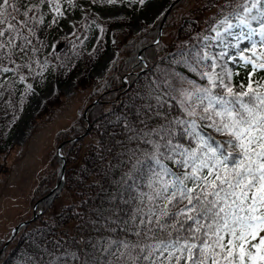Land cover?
<instances>
[{"label":"snow or ice","instance_id":"obj_1","mask_svg":"<svg viewBox=\"0 0 264 264\" xmlns=\"http://www.w3.org/2000/svg\"><path fill=\"white\" fill-rule=\"evenodd\" d=\"M44 3L0 0V55L14 65H0V74L25 80L21 69L31 70L29 51L38 52L32 38L35 25L44 22ZM68 3L76 7L73 0ZM47 4L64 15L60 0ZM214 6L218 12L209 24L214 35L197 36L218 43L184 41L188 47L178 49L173 61L198 79L164 73L124 117L129 141L142 143L126 150L131 166L122 179H133L135 203L130 215L117 221L122 234L93 245L99 255L60 254L72 261L44 248L39 255L51 257L46 264H264V76L254 77L264 70V0H217ZM96 26L102 34L103 25ZM233 48L235 56L226 55ZM17 54L23 63L13 59ZM228 61L250 65L246 83H233L239 68L234 71ZM4 80L11 86L7 75ZM24 264L45 261L29 258Z\"/></svg>","mask_w":264,"mask_h":264},{"label":"trees","instance_id":"obj_2","mask_svg":"<svg viewBox=\"0 0 264 264\" xmlns=\"http://www.w3.org/2000/svg\"><path fill=\"white\" fill-rule=\"evenodd\" d=\"M148 1L145 0V5ZM73 2L76 7H72L68 0H60L63 16L52 12L47 0L41 6L44 22L35 25L38 38H32V46L36 47L38 52L33 54L29 51V55L34 57L31 63L35 67L33 71L27 66L21 69L25 80L21 81L18 75L12 72L0 74V174L7 171L9 154L15 147L11 136L17 126V113L32 103L37 92L42 91L52 77H56L60 83L75 80L79 88L93 87L97 81L93 79L92 72L108 50L111 34L115 28L124 26L120 33L114 34L118 42L116 47L119 56L108 77L92 88V101L97 102L88 108L89 121L80 116L69 129L60 133L61 143L63 142L61 152L67 164L74 162L79 153L76 146L79 145L80 137L74 139L78 134L88 129L96 141L85 147L81 164L66 170L62 181L63 158L56 153L53 155L52 162L58 165L53 186L59 185L57 189L52 187L53 190L51 188L50 192L44 193L39 202L43 212L34 222L24 225L6 247H3L5 242L0 241V264H24L29 258L42 259L46 264L51 257L47 253L39 255L44 248L68 261L73 258L60 254L76 252L82 258L85 252L99 255L93 245L100 247L109 237L115 239L122 234L117 221L126 219L135 203L133 179H122L131 166L127 161L126 150L142 143L129 141L131 133L124 127V117L130 112H135L134 105L142 103L141 97L146 91V86L153 80H163L164 73H182L198 79L185 65L173 61L178 59V49L188 47L184 41L197 46L205 43L197 33H211L209 24L213 22V15L218 12V8L214 6L217 0L213 3L207 0L203 8L208 7L211 12L206 16L204 26L200 28L199 25V30L197 19L184 16L179 11L175 16L170 12L166 16L164 14L158 22L147 25L135 35L132 29L128 28V22L137 12L142 11L145 5L141 6L134 0H123V3L112 5L107 4L106 0H95V3L93 0ZM117 7L125 9L124 17L102 19L92 10H112ZM69 13L75 16L84 13L83 19L77 23V32L84 33L86 27H89V31L93 33L97 24L103 25L104 32L95 46L89 39L84 42L67 39L59 50L52 49V41L60 32V27ZM93 20L95 24L92 23ZM191 20L193 22L188 25ZM13 59L18 64L23 63L19 54ZM37 59L39 64L36 63ZM0 65L14 67L2 55ZM237 68L239 74L234 75L233 82L246 83L250 65H238ZM5 75L11 80V86L4 80ZM258 76H264V70L254 73V77ZM28 84L32 85V89H27ZM160 86L165 87L163 84ZM59 104V97L55 100L49 98L43 104L38 118L46 117L52 108ZM135 182L143 187L140 174H136ZM65 187L79 193L81 200L63 206L59 211L52 210L57 193ZM47 211L50 212L48 216ZM73 264H79V261H73Z\"/></svg>","mask_w":264,"mask_h":264},{"label":"rangeland","instance_id":"obj_3","mask_svg":"<svg viewBox=\"0 0 264 264\" xmlns=\"http://www.w3.org/2000/svg\"><path fill=\"white\" fill-rule=\"evenodd\" d=\"M177 1L149 0L142 11L137 12L130 18L128 28L132 29L135 35L139 34L147 25L158 22L170 7L169 12L173 16L180 11L182 15L198 20L197 30H199V25L202 28L205 24L206 16L211 12L208 7L203 8L207 0H180L176 3ZM208 1L213 3L215 0ZM218 2L223 3V0H218ZM92 10L102 19L124 17L126 14L125 9L122 7L112 10L97 8ZM83 16L84 13L79 16L67 15L60 32L52 41V49L59 50L63 45V41L67 39H72V41L78 39L81 42L89 39L94 46L97 44L101 37L97 26L93 33L89 31V27H86L84 33L77 32V23H80ZM192 22L191 20L188 25ZM123 29L124 26H121L115 28L114 33L111 31L110 46L96 69L92 72L93 79L97 81L93 87L79 88L75 80L60 83L56 77H52L47 82L46 87L42 91L37 92L32 103L17 113V126L11 136L15 147L9 154L7 171L0 174V241L4 242L7 240L19 223L30 219L35 211L33 205L36 200L54 189L52 187H54L53 184L56 182L57 175H55V172L58 169V165L54 161L52 162V157L62 140L60 133L69 129L83 115L87 106L92 102V88L108 77L111 67L119 56V51L116 47L118 42L114 34L115 32L120 33ZM206 43L218 42L208 40ZM241 45L247 47L249 42L241 41ZM214 50L216 52L222 51L219 47ZM229 54L235 56V49H229L226 55ZM236 59L238 60L239 58L237 57ZM228 64L233 67L234 71L238 65L233 61H228ZM34 67L35 65L33 64L31 71L34 70ZM58 97L60 104L56 108H52V111L46 117L38 118L43 104L49 98L55 100ZM77 137H80L79 145L76 146L79 153L75 156L74 162L70 165L67 164L66 170L78 167L82 162V153L85 147L96 141V138L88 130L81 132ZM43 181H45L44 184ZM79 195L74 190L66 187L62 188L57 193L52 210H58L60 207H65L71 203H78L81 200ZM48 215H50V212L47 211L46 216Z\"/></svg>","mask_w":264,"mask_h":264},{"label":"water","instance_id":"obj_4","mask_svg":"<svg viewBox=\"0 0 264 264\" xmlns=\"http://www.w3.org/2000/svg\"><path fill=\"white\" fill-rule=\"evenodd\" d=\"M85 115H86V113H85ZM59 149H60V147H59ZM35 207V206H34ZM25 222H22V223H20L17 227H16V231H17V229L19 228V226H21L22 224H24Z\"/></svg>","mask_w":264,"mask_h":264}]
</instances>
